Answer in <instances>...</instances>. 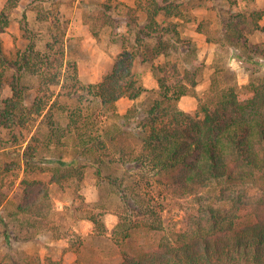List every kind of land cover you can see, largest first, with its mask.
Wrapping results in <instances>:
<instances>
[{"label":"rangeland","instance_id":"rangeland-1","mask_svg":"<svg viewBox=\"0 0 264 264\" xmlns=\"http://www.w3.org/2000/svg\"><path fill=\"white\" fill-rule=\"evenodd\" d=\"M30 1L19 0L18 6L13 9L9 25L0 33L2 46L10 60H15L25 52L32 56L38 52L49 54L51 62L48 65L52 75L40 80L31 71H21V85L26 93L24 102L28 108L17 109L16 116L30 115L38 126L36 129L31 125L28 128L24 125L8 128L3 123L2 100L13 95L10 84L16 82L18 74L11 67L2 77L0 264H37L39 261L57 264H63L64 261L66 264L76 261L80 264H121L125 254L144 257L154 251L163 238H172L177 232L185 230L189 214L200 210V205L192 196L168 192L162 184L154 182L156 177L149 178L140 169H131V164L117 159L118 149L136 142L130 130H133L145 109L157 97V78L164 74L163 68L176 64L182 70L188 68L195 71L199 90L195 89V93L189 96L196 105L192 110L187 104L183 108L178 105L180 110L193 116L199 111V102H205L213 96L214 88L236 84L242 91L247 89L249 83H239L234 64L237 57L244 54L245 42L250 46L253 43L264 45V31L256 28V15H252L262 0H235L238 8L233 14L230 12V0H215L222 18L216 17L214 11H210L211 6L207 3L204 6L202 1L172 2L170 10L180 11V18H169L161 12L157 19L178 22L181 36L188 42L177 52L166 39L145 37L137 41L135 30L128 32L129 20L144 22L153 14L155 0H133L130 3L118 0H32L31 5ZM204 7L209 11L205 12ZM24 10L29 21L27 31L22 30L20 25ZM76 15L82 16L90 32L97 36L88 41L87 50L95 45L101 46L109 38L111 43L123 45L125 42L129 52H136L133 71L146 91L136 100L123 96L116 102L118 114L124 115L133 108L132 113L138 117L125 126L127 130L119 137L117 144H110V150L116 152V156L112 153L105 157L103 173L107 177H98L95 168L89 165L80 167V170L61 166V173L66 174V177L61 183L49 184V196L43 205L46 211L43 216L35 218L27 213H17L24 198L26 184L23 179L49 182L55 167L59 166L58 160L70 161L71 158L68 147L49 141L47 134L62 133L60 129L65 128L69 115L75 111L84 116H93L99 126L122 121V117L113 116L112 112L100 106L99 101L86 94L85 86L89 83L82 80L81 76L95 78L89 76L102 70L86 61L91 53L84 54L82 40L70 35L73 32L69 31L70 23ZM259 22L264 25V17ZM74 30L78 32L79 29L75 27ZM225 32L231 36L236 34L234 39L229 38L239 47L238 51L231 52ZM205 39L216 42L214 51L202 52ZM48 43L53 46V50L46 47ZM63 44L62 60L58 51L61 46L63 48ZM32 47L34 49L30 51ZM117 48L120 52L123 49ZM94 56L97 62L99 56ZM257 57H254V65H250V81L264 77V65ZM37 63L40 65V61ZM54 75L59 84L48 80ZM100 79L103 80L102 77ZM45 82H49V85ZM38 96L48 103L40 116L36 114V109L31 108ZM27 120H22V124ZM53 124L61 128L52 127ZM30 128L33 132L28 131ZM31 133H34V137L30 141ZM63 140H68V136ZM34 149L39 151V160L34 159L27 166L24 154ZM109 214L117 218L113 227H110L112 221L106 220ZM89 217L96 218L98 223L93 227V233L86 230L82 237L78 230L85 231L86 226H80L78 219ZM59 239L64 241L63 245L59 244L63 250L61 256L55 249L58 246L52 247V242ZM68 251L76 253V261H71V255L64 257Z\"/></svg>","mask_w":264,"mask_h":264},{"label":"trees","instance_id":"trees-1","mask_svg":"<svg viewBox=\"0 0 264 264\" xmlns=\"http://www.w3.org/2000/svg\"><path fill=\"white\" fill-rule=\"evenodd\" d=\"M172 2L181 4L180 0H155L153 14L144 22L129 20L128 32L135 30L137 41L145 37L166 39L176 52L179 51L188 40L181 36L178 22L157 19L161 12L169 18L180 17V11L170 10ZM230 2L233 14L237 2ZM18 4L19 0H7L1 9L0 33L9 25L11 13ZM106 13L109 14L107 10ZM252 15H256V28L264 31V25L259 23L264 8ZM20 25L22 30H28L25 10ZM225 35L229 45L235 44L231 39L236 34L231 36L225 32ZM46 47L53 50L49 43ZM122 48L103 80L85 86L87 95L99 101L100 106L113 116L122 117V121L99 126L93 116L75 111L69 115L65 128L53 124L52 127L58 126L62 133L50 132L47 139L68 147L71 159L58 160L59 166L55 167L49 182L23 179L26 184L24 198L17 213H27L35 218L44 215L49 184L61 183L66 177L61 173V166L80 170L89 165L95 168L98 177H107L103 173L105 157L112 153L116 156V152H111L110 144H117L127 130L125 126L138 117L132 113L133 108L124 115L118 114L116 102L123 96L136 100L146 91L133 71L136 52H129L125 42ZM243 52L239 59L254 61V57L261 56L264 65V45L253 43L250 46L245 42ZM58 53L63 60L64 44ZM50 62V55L42 52L36 56L25 52L10 60L0 38V87L9 68L13 67L18 74L16 82L10 84L13 95L2 100L1 114L8 128L15 125L38 128L30 115L16 116L17 109L28 108L24 102L26 93L21 85V71H31L40 80H45L52 75ZM163 71L164 74L157 78V97L129 131L136 142L119 148L117 159L131 164V169H140L144 176L156 177L154 182L162 184L172 194L196 198L200 210L189 214L185 230L172 238H163L158 247L144 257L125 254L121 264H264V77L250 81L245 91L236 84L214 88L213 96L205 102L200 101L199 111L193 116L180 110L178 102L183 96L195 93L198 84L195 71L182 70L176 64ZM48 80L60 83L55 75ZM45 84L49 85V82ZM47 105L38 96L31 108L40 116ZM25 118L28 120L22 124ZM32 128L28 131L33 132ZM67 136L68 140H63ZM33 137L34 133H31L30 141ZM38 153L36 149L26 151L27 166L32 160H39ZM223 203L229 204L228 208ZM91 219L97 225L98 220ZM37 264L57 263L39 261Z\"/></svg>","mask_w":264,"mask_h":264},{"label":"crops","instance_id":"crops-1","mask_svg":"<svg viewBox=\"0 0 264 264\" xmlns=\"http://www.w3.org/2000/svg\"><path fill=\"white\" fill-rule=\"evenodd\" d=\"M7 0H0V11L1 9L4 7L5 3H6ZM101 1H106V0H101ZM118 1H124V2H133V0H118ZM183 1H186V0H180V2L182 3ZM199 2H203V5L206 6V3L208 6H211L210 8V11H214L213 13L216 14V17H221V14H220V10L218 8V5L216 3L215 0H198ZM205 1V2H204ZM205 8V7H204ZM238 8V6H237ZM264 8V0H262V4L259 5V9H263ZM208 8H205V12H208ZM264 17V15H263ZM263 17L261 18L263 20ZM175 18V17H174ZM180 18V17H178ZM177 17L175 19H178ZM73 19V18H72ZM198 19V18H197ZM260 19V20H261ZM260 23V22H259ZM75 27H77L79 30L78 32H76ZM224 27V26H223ZM225 28V27H224ZM73 31L70 35L72 37H78L80 38V40H82V43L84 45V51L83 53H88V55L90 54V56L88 57L89 59L86 61H88L90 64H92L96 69L99 68L101 69L102 71H99V72H96L94 73L95 75H90L89 77H95V78H86L85 76H81L82 80H84L85 82H88V83H97V82H100L101 81V77L104 78V76L106 74H108L115 62H116V59H117V56L118 54L120 53V49H118L117 47H120L122 48V44H118L116 42H113L111 43L109 38H106V41L104 44H102L101 46H93L91 45L92 49L91 50H87V46H88V41H90V39H96L97 36H95L94 34H92L88 28V24H85L84 20H83V17L80 16V15H76L74 16V19L73 21H71L70 23V27H69V31ZM197 33H200V32H197ZM204 45V46H203ZM216 42L215 41H207L205 39V41L202 43V47H203V50L202 52H206V51H214L216 49ZM230 46V49H231V52H235V51H238L239 47L235 44H232V45H228ZM94 54H96L97 56H99V59L98 61L96 62V56H94ZM209 54V53H208ZM257 60L258 61H262V57L261 56H258L257 57ZM79 67L81 68V62L79 61ZM250 65H254V62L253 61H246L244 59H239L237 57V60L235 61V64H234V69L237 71V78H238V81L241 85H246L249 83L250 81V75H251V69H250ZM260 65H262L260 63ZM106 68L105 71H103V69ZM81 75V74H80ZM196 90H199V87L196 86L195 88ZM186 104L189 106V110H192L194 109L195 105L193 103V100L192 98H190L189 95H185L183 96L179 102H178V105H180V107H187ZM186 109V108H185ZM187 110V109H186ZM71 159V158H70ZM56 183V182H54ZM53 184V183H51ZM92 217H89V218H79L78 219V222H79V225L82 226V227H85V231H83L82 229L78 232L80 233V235L82 234V237L84 236L83 234H85L86 230L89 231L90 233H93V227L96 226V223L91 219ZM116 217L114 215H110L106 218V220H110L112 221V224L110 225V227H113V225L116 223ZM114 222V223H113ZM109 227V225H108ZM110 229V228H109ZM87 234V233H86ZM64 241L62 239H59L58 241L56 240L55 243L52 242V247L53 245H56L58 246V248L56 247L55 249L58 251L59 255L61 256L62 255V249L59 248L60 245H63ZM60 244V245H59ZM51 255V254H49ZM71 255L73 260L71 261H76V258H78L76 256V253L74 252H69L66 253V256L64 255V257H67ZM59 256V258L61 259V257ZM63 264H66V261L63 262ZM74 264H80L79 261H76L74 262Z\"/></svg>","mask_w":264,"mask_h":264}]
</instances>
